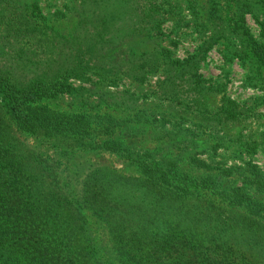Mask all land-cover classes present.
<instances>
[{
	"label": "trees",
	"instance_id": "1",
	"mask_svg": "<svg viewBox=\"0 0 264 264\" xmlns=\"http://www.w3.org/2000/svg\"><path fill=\"white\" fill-rule=\"evenodd\" d=\"M217 1H212L209 13L213 19ZM225 1L238 11L242 29L247 13L262 16L264 26V13L259 12L264 0ZM186 2L194 24L202 25L198 1ZM153 7L154 12L176 16L182 8L164 0ZM9 14L16 17L5 6L0 18H12ZM11 23L15 33L23 35L20 20ZM154 26L159 28L160 21ZM234 32L230 36L238 37L241 48L253 51L252 58L264 72V35L254 41L237 27ZM1 34L0 57L10 48ZM29 42L11 46L17 53L13 63L9 56L6 65L0 62V264H264V171L252 161L228 166L215 160L219 149L233 147L248 154L260 146L264 150V132L261 140L252 135L220 136L226 122L241 114L233 103L232 107L223 102L219 122L205 123L214 128L208 147L214 153L211 161L197 157L196 136L185 146L193 148L187 156L189 165L204 169L193 175L179 159L125 145L116 134L133 130V123L100 113L91 94L84 97L87 109L78 107L80 112L50 105L53 99L77 96L71 76L83 81L100 72L98 84H111L122 74L143 77L156 66L153 62H135L130 54L113 64L99 59L104 47L100 41L91 46L46 42L47 50L57 48L58 57L39 59ZM157 51L169 74L179 68L168 49L159 46ZM194 79L201 83L198 75ZM166 84H170L166 93L177 90L174 98L182 97L181 83ZM178 102L194 105L207 119L202 97ZM151 114L154 111L145 109L139 116L147 120ZM150 122L158 123L163 139L184 153L167 120ZM27 137L35 143L27 144ZM43 146L49 149L43 151ZM103 151L126 158L136 173L73 165L78 153Z\"/></svg>",
	"mask_w": 264,
	"mask_h": 264
},
{
	"label": "rangeland",
	"instance_id": "2",
	"mask_svg": "<svg viewBox=\"0 0 264 264\" xmlns=\"http://www.w3.org/2000/svg\"><path fill=\"white\" fill-rule=\"evenodd\" d=\"M164 1H176L181 5V10L176 14L181 15L182 20L177 21V16L171 12L167 14L153 11V3L163 0H0V12L6 6L16 16L9 14L12 18H0V34L4 31L1 34L3 41L10 45L8 55L1 56L0 62L1 65H6L7 60L13 63L17 53L11 46L28 40L39 59L58 57L57 48L47 50L46 42H82L83 45L91 46L100 41L104 47L98 53L99 59L103 58L113 64L130 54L134 56L135 62H153L156 66L148 68L151 70L145 71L147 73L143 77L131 73L122 74L120 79L111 84H98V80H101L98 75L100 72L95 75L93 73L83 81L71 76L70 82L79 90L77 96L66 95L61 99H53L50 105L62 111L80 112L79 108L86 106L84 97L91 94L90 101L99 105L100 113L109 112L117 120L133 123V130L122 129L116 134L125 145L148 150L158 156L179 159L183 169L198 175L204 169L189 165L187 156L192 154L193 148L185 146L189 145L193 135L196 136L197 147L194 151L199 152L197 157L211 161L209 155L214 153L208 147L214 128L205 126V123L219 122L218 113L223 102L236 106L241 113L236 121L244 119V122L227 121L220 136L227 133L230 138H248L252 135L262 139L264 72L256 59L252 58L253 51L241 48L238 37L230 35L237 27L250 40L263 39V17L258 19L247 13L246 25L242 29L238 24V11L228 7L225 0H216L218 11L213 13L216 15L215 19L212 18L213 15L209 16L214 7L213 0H197L203 24L195 25L191 8L186 4L188 0ZM60 11L62 14H57ZM259 12L264 13L263 8ZM13 19L21 22L24 33L20 37L11 28ZM156 20L160 21L159 28L154 26ZM159 46L168 49L171 59L180 65L170 74L167 66L160 62L157 51ZM7 56L10 59L5 60ZM13 68L16 72L21 71V67L17 65H13ZM194 75L199 76L201 83L194 79ZM167 80L181 83V101L202 97L208 106L207 119L197 112L194 105L180 104L179 99L174 98V95L179 94L177 90L166 93L165 90L170 85L166 84ZM111 102L123 106L117 108ZM145 109L154 111V115L148 117L149 120L139 116L140 111ZM91 111L94 112V109ZM161 118L168 121L179 146L185 149L182 155L180 148L163 139L164 130L160 125L150 122ZM25 140L30 145L35 143V139L31 137ZM48 149V146H43V151ZM215 160L217 163H227L228 166L252 161L264 171L263 146L258 147L253 154L233 147L219 149ZM73 165L108 166L126 175L136 173L135 166L129 160L106 151L78 153Z\"/></svg>",
	"mask_w": 264,
	"mask_h": 264
}]
</instances>
